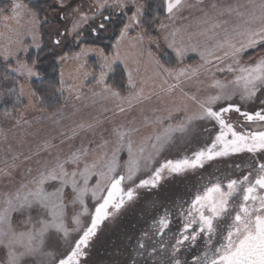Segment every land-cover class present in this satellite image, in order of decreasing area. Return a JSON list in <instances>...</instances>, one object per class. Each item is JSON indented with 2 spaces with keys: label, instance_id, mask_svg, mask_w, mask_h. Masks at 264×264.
Instances as JSON below:
<instances>
[{
  "label": "snow or ice",
  "instance_id": "obj_1",
  "mask_svg": "<svg viewBox=\"0 0 264 264\" xmlns=\"http://www.w3.org/2000/svg\"><path fill=\"white\" fill-rule=\"evenodd\" d=\"M0 25V264H264V0H7Z\"/></svg>",
  "mask_w": 264,
  "mask_h": 264
},
{
  "label": "flooded vegetation",
  "instance_id": "obj_2",
  "mask_svg": "<svg viewBox=\"0 0 264 264\" xmlns=\"http://www.w3.org/2000/svg\"><path fill=\"white\" fill-rule=\"evenodd\" d=\"M184 194V188L182 185H177L167 192L162 193V197H168L171 199H179ZM147 213V214H146ZM151 209L147 207L146 203H142L135 210L129 212L121 221L120 226L115 230V234L111 239L115 240L119 244L120 237L124 232L129 234H136L139 231L147 228L150 221Z\"/></svg>",
  "mask_w": 264,
  "mask_h": 264
},
{
  "label": "rangeland",
  "instance_id": "obj_3",
  "mask_svg": "<svg viewBox=\"0 0 264 264\" xmlns=\"http://www.w3.org/2000/svg\"><path fill=\"white\" fill-rule=\"evenodd\" d=\"M0 6H3V7H6L7 6V0H0ZM0 27H2V25H0ZM252 50H250L247 54H245L244 56V60L247 62L249 61L250 59H254L255 57L261 55V54H264V53H261V52H257L256 53H251Z\"/></svg>",
  "mask_w": 264,
  "mask_h": 264
},
{
  "label": "trees",
  "instance_id": "obj_4",
  "mask_svg": "<svg viewBox=\"0 0 264 264\" xmlns=\"http://www.w3.org/2000/svg\"><path fill=\"white\" fill-rule=\"evenodd\" d=\"M251 53H256V51H251Z\"/></svg>",
  "mask_w": 264,
  "mask_h": 264
}]
</instances>
